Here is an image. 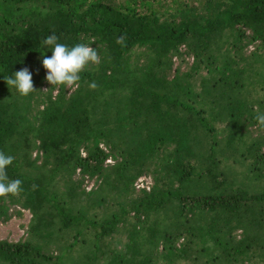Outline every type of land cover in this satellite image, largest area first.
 Masks as SVG:
<instances>
[{"label": "trees", "instance_id": "16d2710c", "mask_svg": "<svg viewBox=\"0 0 264 264\" xmlns=\"http://www.w3.org/2000/svg\"><path fill=\"white\" fill-rule=\"evenodd\" d=\"M52 34L98 51L71 87ZM262 114L264 0H0V264H264Z\"/></svg>", "mask_w": 264, "mask_h": 264}, {"label": "clouds", "instance_id": "9594fccd", "mask_svg": "<svg viewBox=\"0 0 264 264\" xmlns=\"http://www.w3.org/2000/svg\"><path fill=\"white\" fill-rule=\"evenodd\" d=\"M122 39V38H121ZM43 48L49 49L51 56L41 53L42 67L46 70L45 79L52 86L71 87L75 85L85 67L100 62L96 48L91 45L78 43L69 46L58 41L55 34L47 36L41 42ZM7 84L17 90L20 95L27 96L34 92L33 74L28 68H23L9 76ZM95 87V84L91 85ZM258 123L264 126V114L257 117ZM13 163V157L0 153V197L8 194L16 195L21 191L19 179L9 180L7 169Z\"/></svg>", "mask_w": 264, "mask_h": 264}, {"label": "rangeland", "instance_id": "374dc122", "mask_svg": "<svg viewBox=\"0 0 264 264\" xmlns=\"http://www.w3.org/2000/svg\"><path fill=\"white\" fill-rule=\"evenodd\" d=\"M192 63L191 60H187L185 64H182L181 70L187 71L188 65ZM179 65V61L175 59V68ZM108 164H113L112 159L108 160ZM95 183L93 181H87L86 187L88 191L94 189ZM19 209V208H18ZM20 210V209H19ZM31 221V214L29 211H23L22 216L13 215L12 219L6 223L0 222V241H9L16 243L21 241L26 233V228Z\"/></svg>", "mask_w": 264, "mask_h": 264}, {"label": "built area", "instance_id": "2783aa9c", "mask_svg": "<svg viewBox=\"0 0 264 264\" xmlns=\"http://www.w3.org/2000/svg\"><path fill=\"white\" fill-rule=\"evenodd\" d=\"M151 185V179L150 178H141L137 183H136V187L138 189H143V188H147L149 189V186Z\"/></svg>", "mask_w": 264, "mask_h": 264}]
</instances>
